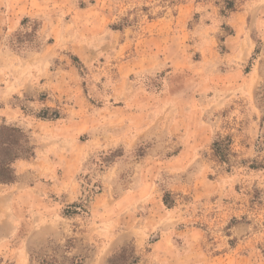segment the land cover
<instances>
[{
    "label": "rangeland",
    "instance_id": "374dc122",
    "mask_svg": "<svg viewBox=\"0 0 264 264\" xmlns=\"http://www.w3.org/2000/svg\"><path fill=\"white\" fill-rule=\"evenodd\" d=\"M1 126L80 169L0 184V264H264V0H0Z\"/></svg>",
    "mask_w": 264,
    "mask_h": 264
},
{
    "label": "crops",
    "instance_id": "0c3cea01",
    "mask_svg": "<svg viewBox=\"0 0 264 264\" xmlns=\"http://www.w3.org/2000/svg\"><path fill=\"white\" fill-rule=\"evenodd\" d=\"M12 81H7V91L9 88H12ZM16 87V83H14ZM15 115L12 111L7 112V116H12ZM63 123V122H62ZM62 123L58 124V128H61L57 131L56 136L60 137L64 133V125ZM37 152L40 154V149H36ZM42 151V150H41ZM15 170L20 169L19 174L17 173V176H21L19 180L26 181L24 179L31 180L26 184V189L23 190V193H20L19 197H28L29 195L35 194V193H40L41 189L45 190V185L46 188H49L51 190L62 188L64 184L70 183L73 181V179L76 178V174L79 172V167H68V160L67 161H59V162H52V161H47L43 159H38L37 162L33 160H25L21 159L17 161L14 165ZM33 168L36 171L35 172H30V169ZM56 169L55 170H53ZM76 168V169H75ZM71 169V170H70ZM52 172V173H51ZM14 183L18 184V180H16ZM14 183H11L13 185ZM20 185V184H19ZM25 185V184H23ZM28 185V186H27ZM4 186V185H3ZM0 185V207L1 208H6L7 206V185L3 187ZM29 187V188H28ZM25 188V187H24ZM17 196V195H16ZM1 214V212H0ZM5 216V215H4ZM2 226L0 227V235L1 237L7 239V220H2L0 222Z\"/></svg>",
    "mask_w": 264,
    "mask_h": 264
},
{
    "label": "trees",
    "instance_id": "16d2710c",
    "mask_svg": "<svg viewBox=\"0 0 264 264\" xmlns=\"http://www.w3.org/2000/svg\"><path fill=\"white\" fill-rule=\"evenodd\" d=\"M30 137L17 126L0 127V184H11L16 181L15 163L25 159V153H30ZM230 144L217 140L213 144L216 158L224 163L229 162ZM56 261H42L41 264H55ZM71 264H81L72 260Z\"/></svg>",
    "mask_w": 264,
    "mask_h": 264
}]
</instances>
